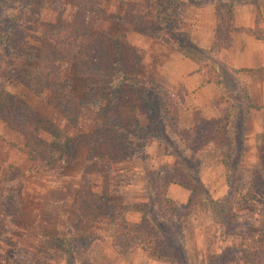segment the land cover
<instances>
[{
    "label": "rangeland",
    "instance_id": "1",
    "mask_svg": "<svg viewBox=\"0 0 264 264\" xmlns=\"http://www.w3.org/2000/svg\"><path fill=\"white\" fill-rule=\"evenodd\" d=\"M168 1L0 3V264H264V68L211 48L246 0Z\"/></svg>",
    "mask_w": 264,
    "mask_h": 264
},
{
    "label": "crops",
    "instance_id": "2",
    "mask_svg": "<svg viewBox=\"0 0 264 264\" xmlns=\"http://www.w3.org/2000/svg\"><path fill=\"white\" fill-rule=\"evenodd\" d=\"M233 3L235 4L234 0ZM236 15L231 19L234 24L231 35V46L229 49H221L219 56L222 62L233 70H257L264 68V0H246L237 4ZM209 13V19L201 21L199 24L204 28H199L197 22V38L196 40L203 47H209L210 36L215 25L213 16V4L209 3L204 7ZM201 10V9H200ZM203 84L204 87L209 84L205 77L201 74L198 76H188L185 79V85L190 86L194 82ZM251 87V89H250ZM253 87L261 89L260 99L264 101V82L249 84L248 95L254 98Z\"/></svg>",
    "mask_w": 264,
    "mask_h": 264
},
{
    "label": "trees",
    "instance_id": "3",
    "mask_svg": "<svg viewBox=\"0 0 264 264\" xmlns=\"http://www.w3.org/2000/svg\"><path fill=\"white\" fill-rule=\"evenodd\" d=\"M168 1V0H167ZM169 4H173L175 3V0H170L168 1ZM0 3L11 8V9H14L17 5H21V7H25V8H34V4H36V0H0ZM23 4V6H22ZM218 6H220L219 4L215 5V14L218 18L217 20V23H216V28L215 30L213 31V39H212V44H211V48H215V47H219V48H229L231 46V42H230V33H231V30L228 28L226 30L227 32V42L225 44H222L219 40H218V37H217V31L220 29V26H221V23L223 21H225V14L224 13H221V10L218 9ZM13 13H17V11H13ZM16 18V17H15ZM14 17H11L10 20H15ZM23 20L19 19L18 22H13V25L15 26H10L9 27V32L13 35L12 37H8V38H5V40L2 42H0V49H1V52H8V54L11 56V55H14V51L15 49H18V47L16 46L15 44V34L16 32L18 31L19 29V24L22 23ZM32 24V28L35 30V31H38V29H40L38 26H35L34 22L31 23ZM40 31V30H39ZM8 32V34H9ZM49 37V38H48ZM42 36L41 37H37V36H33L31 37V39L33 40H36L35 44H40V39L42 38V41L46 42V39L48 38L49 41H55L56 40V37L55 36ZM43 42V43H44ZM56 43H58L59 41H55ZM30 46H34L33 43L29 44ZM219 45V46H218ZM1 54V53H0ZM51 59L53 58H47L45 56V59H43L40 64L38 65V68L40 72H42V66L43 65H46L45 68L47 69L48 68V65H49V62H53V61H50ZM1 63V61H0ZM37 67V66H36ZM41 74V73H40ZM40 75H38L39 77ZM26 77H28V74H26Z\"/></svg>",
    "mask_w": 264,
    "mask_h": 264
}]
</instances>
